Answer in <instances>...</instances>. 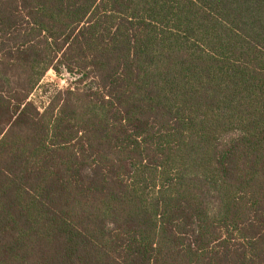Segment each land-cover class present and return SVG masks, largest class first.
Here are the masks:
<instances>
[{
    "label": "trees",
    "instance_id": "16d2710c",
    "mask_svg": "<svg viewBox=\"0 0 264 264\" xmlns=\"http://www.w3.org/2000/svg\"><path fill=\"white\" fill-rule=\"evenodd\" d=\"M0 264H264V0H0Z\"/></svg>",
    "mask_w": 264,
    "mask_h": 264
},
{
    "label": "rangeland",
    "instance_id": "374dc122",
    "mask_svg": "<svg viewBox=\"0 0 264 264\" xmlns=\"http://www.w3.org/2000/svg\"><path fill=\"white\" fill-rule=\"evenodd\" d=\"M44 83H52L54 85H58L59 87H64V82L58 76H56L53 72H48L44 78Z\"/></svg>",
    "mask_w": 264,
    "mask_h": 264
}]
</instances>
